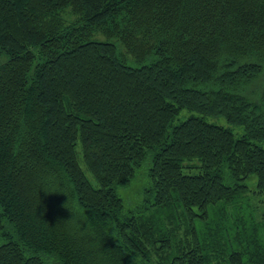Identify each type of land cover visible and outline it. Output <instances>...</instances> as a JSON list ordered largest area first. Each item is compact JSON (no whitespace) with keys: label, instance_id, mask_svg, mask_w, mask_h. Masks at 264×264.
<instances>
[{"label":"trees","instance_id":"16d2710c","mask_svg":"<svg viewBox=\"0 0 264 264\" xmlns=\"http://www.w3.org/2000/svg\"><path fill=\"white\" fill-rule=\"evenodd\" d=\"M0 50V264H264V0H0Z\"/></svg>","mask_w":264,"mask_h":264},{"label":"rangeland","instance_id":"374dc122","mask_svg":"<svg viewBox=\"0 0 264 264\" xmlns=\"http://www.w3.org/2000/svg\"><path fill=\"white\" fill-rule=\"evenodd\" d=\"M8 58L7 54L4 53L3 51L0 50V64L3 63L4 61H6V59ZM188 113L186 111H182L178 117H185L187 116ZM207 120L208 121H211V122H214L216 124H219V125H224V126H230L232 128V131L235 133V134H239L240 133V128L238 127H235V126H231L229 125L226 120L224 119L223 116L221 115H217V116H209L207 117ZM78 160L80 162V165L81 166H84L83 163H82V160H81V156L78 155ZM84 169V168H83ZM85 174L87 176L88 179H90V181L96 185L94 179L92 178V176L90 175V173L88 171L85 170ZM254 176L249 180V187H250V190H253L255 188V183H254ZM138 186L136 185H133L131 188H129V190H126V193L125 191L122 193L120 192L121 195H128L127 198H129L128 200H132L133 197L135 195H137V190H138ZM252 193V192H251ZM250 193V194H251ZM253 201L256 202L254 204H256V206H258V208H256L255 212L256 214L258 215L257 212H259V210L261 209V211H264V194H254L253 196ZM258 209V210H257Z\"/></svg>","mask_w":264,"mask_h":264},{"label":"clouds","instance_id":"9594fccd","mask_svg":"<svg viewBox=\"0 0 264 264\" xmlns=\"http://www.w3.org/2000/svg\"><path fill=\"white\" fill-rule=\"evenodd\" d=\"M73 208H75V205H73ZM72 210V209H71Z\"/></svg>","mask_w":264,"mask_h":264}]
</instances>
